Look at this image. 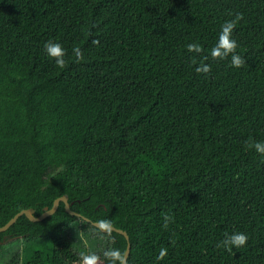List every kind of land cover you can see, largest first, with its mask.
I'll list each match as a JSON object with an SVG mask.
<instances>
[{
    "label": "trees",
    "instance_id": "obj_1",
    "mask_svg": "<svg viewBox=\"0 0 264 264\" xmlns=\"http://www.w3.org/2000/svg\"><path fill=\"white\" fill-rule=\"evenodd\" d=\"M240 13L236 68L210 50ZM249 138L264 141V0H0V226L68 194L127 230L128 264H264V156ZM74 223L126 252L125 234L61 201L0 231V254L23 238L17 264H81ZM237 232L245 246H220Z\"/></svg>",
    "mask_w": 264,
    "mask_h": 264
},
{
    "label": "clouds",
    "instance_id": "obj_2",
    "mask_svg": "<svg viewBox=\"0 0 264 264\" xmlns=\"http://www.w3.org/2000/svg\"><path fill=\"white\" fill-rule=\"evenodd\" d=\"M243 19V14H237L234 20L226 21L222 26L219 33L217 43L211 48L210 56L213 60H225L229 56L231 57V65L240 68L246 63L245 59L237 53L239 47L238 42L233 38V32L236 28V24ZM99 44V41H95ZM45 51L49 57L53 58L57 67L64 68L66 61L64 59L66 50L59 42L48 41L44 45ZM189 52L200 54L204 51L203 47L199 43H189L187 45ZM73 53L78 60L83 59V53L79 47L73 48ZM208 57L205 56L204 60ZM211 71V65L201 62L200 66L196 68L197 73L207 74ZM246 146L250 149H254L258 154L264 156V141H254L249 138L246 142ZM171 217L164 216V227L167 228ZM100 227L102 230L111 231V222L107 220L100 221ZM249 237L243 232H237L230 235H226L225 239L221 242L220 246L226 248L229 252L232 248H240L247 244ZM103 258L108 261V264H128L127 252H122L119 249H108L103 252ZM168 255V250L162 247L159 250V254L156 259L163 260ZM81 264H103L101 255L96 253H89L82 255Z\"/></svg>",
    "mask_w": 264,
    "mask_h": 264
},
{
    "label": "rangeland",
    "instance_id": "obj_3",
    "mask_svg": "<svg viewBox=\"0 0 264 264\" xmlns=\"http://www.w3.org/2000/svg\"><path fill=\"white\" fill-rule=\"evenodd\" d=\"M71 238L74 242L75 250L81 255L104 251L108 245V237L101 236L93 228L83 231L78 223L71 225ZM23 245V238H9L4 243V248L0 254V264L19 263L20 257L18 253Z\"/></svg>",
    "mask_w": 264,
    "mask_h": 264
},
{
    "label": "water",
    "instance_id": "obj_4",
    "mask_svg": "<svg viewBox=\"0 0 264 264\" xmlns=\"http://www.w3.org/2000/svg\"><path fill=\"white\" fill-rule=\"evenodd\" d=\"M61 201L65 202L66 209L68 211H70L71 213L76 214V215H78L80 217H83V218L87 219L88 221L92 222L95 226L100 227V221L99 220H93L92 218L82 214L81 212L72 209L71 202L69 201L68 194H64L62 196L57 197L51 207L50 206H46L44 211L40 215H36L35 214V208L34 207L24 208V209L18 211L4 225L0 226V231L6 230L7 228H9L10 225H12L19 218V216H21L23 214H26L32 220H42L45 217H47L48 215H51L54 212H56V210L59 208V205H60ZM111 230H116V231L121 232V233L126 235V237L128 239V245H127L126 252L128 254V257H129L130 252H131V247H132L129 233L127 232V230H125V229H123L121 227H117L116 225H114L112 223H111Z\"/></svg>",
    "mask_w": 264,
    "mask_h": 264
}]
</instances>
